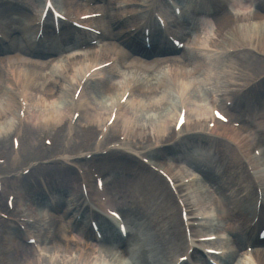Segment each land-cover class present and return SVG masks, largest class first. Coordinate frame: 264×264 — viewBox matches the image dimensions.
I'll return each instance as SVG.
<instances>
[{
  "label": "bare ground",
  "instance_id": "bare-ground-1",
  "mask_svg": "<svg viewBox=\"0 0 264 264\" xmlns=\"http://www.w3.org/2000/svg\"><path fill=\"white\" fill-rule=\"evenodd\" d=\"M118 1L131 2L133 0ZM228 1L229 0H218L216 4L212 5L210 1L203 0L199 6V15L205 18L204 16L206 13H214L215 10L219 9ZM253 4H255L256 7V10L254 12H249L247 9H241L239 14H222L221 16H217L215 19H213V25L215 29L213 32H210V35L213 36L214 39L210 40L208 44L201 39L197 29L195 28L194 42H192L190 45L186 44L188 45L187 47L192 46L201 49L202 46H205L206 44L210 49H217V51L219 52L233 50L234 54H236V50H238L239 48H243L245 50L244 54L247 55V58L249 57L248 59L258 60L264 65V0H248V8ZM71 5L72 3H70L69 0H61L59 8L66 15L70 16H76L77 14L82 12H74L71 9ZM8 6L18 8L17 4H8ZM123 7L124 8H121V10L119 9L115 11L113 10V8L110 9L111 14L109 17V23L111 32L105 33V36L108 38V40H110L111 42H119L120 44H123L126 49V46H129L131 53L135 54L137 57H141V59L144 58L145 60H151L152 58H158L154 60L155 63H158L156 61H164V55L169 52L170 48L168 44L162 45L159 42V39L155 38L152 44V47L155 48V53L153 55L152 53L143 49L142 44L137 43V34L129 33L126 35L124 33L125 29L130 28L133 20H123V14L131 11V4H127L126 7L123 4ZM16 11L12 12L14 13ZM25 16L27 21L24 26H22L18 21L12 19L8 24L1 26V30L5 32L6 38L9 39V37H11V34H16L19 36L28 34V38L30 35H34L35 29L32 26L34 19L29 13ZM149 21H151V19L148 20V22ZM251 23L257 25V30H259L258 40L255 39L256 32L249 30V26ZM13 24H16L17 27L11 28V25ZM97 25L101 26L100 20H97ZM132 26L138 27L139 23H135ZM64 35L66 37L68 34ZM158 43L160 44L159 46L157 45ZM15 46L14 42L12 41V45L10 47L6 49L0 48V53H8L10 51L16 52V57L8 58V60L14 59V64H18V66L10 64L9 72H5L0 68V151L5 150L7 152L5 143L8 139V136H10L9 141L11 145L12 132H17L18 128L23 124L17 119L16 125L12 123V121L15 120V114L17 113L18 109L16 93L25 95L26 93L24 92L28 90L37 94L41 99V104L46 108L45 111H43V113L35 119L37 122L36 126L41 129V131L52 133L54 135V139L62 138L63 142L66 141L67 135L63 134L64 127L66 126L67 132H69L68 124L73 111L77 105H80L71 102V92L75 89L76 85H74L72 82H69L68 78L66 77L67 74L71 75V72L68 70L69 67L76 68L75 73L78 76H81L82 73H84L92 66V64L96 66L98 64L110 61L111 59H115V64L119 65L121 69L126 70L127 72H120L117 69V65L114 66V64L98 72L99 75L108 73L110 76L114 77V79L110 83L101 81L100 84L97 85V97L100 93H102L103 98H107L109 101L113 99L117 100L120 97V94L125 92L128 89L129 84L132 83V96L136 95L138 99L137 103L135 104V108L132 109L133 112L139 110L144 114L156 113L158 115L155 121L152 120V116L149 117L147 121L148 126L145 127L143 125H139V123L143 121V118L137 115H132L128 118V122L124 121L121 123L119 119L121 113L124 112V107H126L125 105L124 107L119 109L118 117L115 120L113 127L108 131L105 137V140L108 139V136L110 133H112L113 129L118 132V128H120V130L126 133V138L128 139V141H125V143L121 145V151L122 153H125L122 157L128 156L130 159H124L123 162L121 161V159H118L116 163L117 165H120L121 174L123 175L124 172L125 176H118L116 179L111 180L110 186L114 190L118 188L121 189L118 193H120V195L124 197V199L121 200L124 218L128 222L130 228L134 229L133 231H131V233H129V238L131 241L139 243V246L144 254V257L140 259L141 264H149L147 255H153L155 250L158 254H162L167 245L170 246V250L172 251H178L179 248L180 250H182V248L179 245V240H175L174 238L175 234L174 231H172L174 224L170 219L168 222L165 221L167 206L165 204V201L163 202L164 197L161 199L159 196L161 195V191L156 188V182L150 177L143 176L139 172L138 165L132 159V154H138V152H134L133 150L129 149L130 138L133 139L134 142L142 146L141 151L145 148H152L156 146V148H162L164 150V153H169L175 156L189 149H204L202 147L208 145L209 142L213 145L223 143L220 141H216V139H212V137L215 138L216 136L226 142V144L223 143L224 149L217 151L218 161L225 168H237L239 169L242 176L244 175L243 177H245V174L247 173L244 172L240 167V161L244 160L247 161L254 170H257L255 160H253L252 156L250 155L251 153L249 154L248 150L250 149L249 139L250 137H252V139L257 144H259V147L263 149L264 155V109L262 107L251 110V108H247V105H245V108L242 110V114H240V117L233 115L228 111L230 116L236 117L238 120L243 122L248 121L249 124H252V128L248 129L252 130L253 134L248 131H239L223 126L218 127L214 131H209L205 128V123L203 120L205 116H202L199 117V119L192 120L188 128L185 126L181 128V144L178 141L171 146L172 148L167 147L169 144L173 143L176 138L172 129V114L167 111V107L172 106V93L177 92V90L175 89L178 85L186 84L191 80L197 82L199 77H203L204 79L208 80V73L210 71L218 70V66H221V63L217 59H215V61L210 60L209 63H206V60L199 56V54L195 52L188 53L183 51L185 53L182 52L183 54L180 56L179 60L170 61L169 59V70H157L151 69L152 67L149 64H128V57H126L127 55L124 56L123 52L115 51L112 46L100 50L98 54L96 52L90 51L86 57L72 59L67 61V63L63 62V67H61L60 70H54L49 65L40 66L39 64H34L33 62L25 63L20 60L21 56L38 58L41 60V58H44L48 54L47 58L44 60L52 63V56H55L57 55L55 53H58V50H56L52 45L50 47H47L46 52L37 50V48H33V42L30 44L27 43V45L25 44V49H20L17 45ZM132 56L133 55H131L130 57ZM3 62L4 61H1L0 63ZM249 62L250 61L245 62L246 68L250 66ZM155 65L158 66L159 64ZM134 67L136 68V70H139L140 68V70L138 71L139 74H135V72L130 73V68L133 69ZM249 72L251 73H246L243 76L244 78H242V80L240 81L241 84H251L250 79L252 78V76L256 75L257 72H252L250 68ZM133 74H135V76H132ZM136 75H139V77H137ZM73 80H75V82L77 81L75 78H73ZM237 81L236 83L234 82V84L229 86V88H232L234 90L236 89L235 92H237L235 93L233 91H230L228 93H224V95H222L220 98L219 106L221 105L224 109H227L225 107L227 101L232 100L234 102V105L238 106L239 102H236L237 98L243 100L245 99V95H242L240 97L237 96L238 90L240 88V84H238ZM197 83L203 86L200 81H198ZM67 86L71 89V92L63 91L64 88L68 89ZM218 89H220V87ZM166 90L169 91V94L167 95H165ZM15 91L17 92L15 93ZM84 95V92H81L78 101L83 100ZM64 99H66V101ZM60 101H64L65 103V106L61 111V108L59 107L61 104ZM207 105H210V103L208 102ZM87 112H90V114L85 118V122L87 124V130L90 137L88 139L87 146L80 147L79 150H84V148H87L89 152L97 155L99 154L100 150L104 149L105 140H102L103 143L101 141L99 146H93L91 135L97 130V127L99 129L98 132H100V129L105 124L109 113L108 109H106V106H102L101 108L85 107L83 108L81 115L84 117V114ZM27 114L25 119L27 118ZM136 125H139V127ZM150 128H152L151 130L154 133L153 139H149V137L145 135V132H148ZM26 130L27 127H24L22 135L20 137L21 143L19 144L17 153H9L13 155L14 158L19 156V150L21 149V147H25L23 143L24 140H27L31 136L27 134ZM198 131H202L203 135H194V133ZM31 146L32 145H28L29 148H31ZM73 148V145H71V147H67V149L63 148L64 152L62 153V156L75 150ZM123 149H127V152L123 151ZM113 152L116 151H110L109 155H113ZM162 157V150H156V153H154L153 157L154 160L160 161ZM223 158L227 160L226 164L223 162ZM63 159L64 161L69 162L74 158L70 156ZM92 159H95V161H99V158L97 156L91 158V160ZM188 160L191 163L196 164L195 166L199 169L201 167V164L203 163L202 155L200 154L191 153L190 155H188ZM111 163L112 162L106 163L104 161H101L100 164L98 163V166H101L103 169H105V171H110L108 167L111 166ZM66 170L71 171L68 167L66 168ZM204 173L211 178L210 170H204ZM72 179L76 182L75 177H73ZM209 180H213L215 182V179L211 178ZM2 181L4 187L6 185V182H8V179L2 176ZM24 181H26V179H24ZM62 185L63 186L59 188L60 191H64V188H66L65 183H63ZM179 190L181 191V194L183 193L184 201L186 202L185 204L187 206V209L190 211L189 215H191V205L188 200V195L185 193L184 188H180ZM38 193L39 191L32 194L37 195V198H34L35 202H33L35 205L44 203V197L41 198L39 196L41 194ZM262 194L264 195L263 184ZM122 196H119L117 198L119 199ZM255 196L251 192L241 188H239L237 192H231L227 195H223V210L221 211L219 220L221 222H225L226 225H222V227L216 226L213 233L219 234L220 232L218 231H223L233 235L237 240H239L240 237H243V240L245 242H252V239L250 237L251 232L249 233V235H247V227L251 217V214L248 217L249 212L255 205ZM59 202L55 206H49V210L53 214L52 222L54 221L53 224H56V228L57 224H60V226L58 227L69 225L72 218L76 214H82V212L85 210V207L80 204L76 206L73 211H69V209L63 208V202L60 204ZM232 212L236 213L234 214ZM32 213H34V210L32 211ZM172 217H174V215ZM239 217L242 220L239 225L235 226L232 224H227L228 222H231ZM37 218L39 222H46L49 225V222H47L46 218H44L43 216H38ZM262 224H264L263 203H261L259 206L258 220L253 229L261 226ZM107 227L109 230H111V227L108 224ZM7 228L11 229V226L7 225ZM170 229L171 231H169ZM8 235L9 234L7 232V237ZM60 235V231H55L53 234V241L61 243L62 247L67 250L69 248L68 245H73V243H71V240L67 239V237L61 239ZM153 240L157 241L156 245L153 244ZM12 242L13 238H8L7 242L5 243L4 250H6V245ZM154 246H156L157 248H155ZM71 247L72 249H74V251L77 252L78 262H80L81 260L85 262L88 257H90L89 254L86 253V247H80L77 244H74ZM259 251L264 252V250L262 249ZM129 253H131V251H128V254ZM23 256H25L23 258V261H26V264H36L35 261H28L29 258L27 250H24ZM152 258L153 257H151V259ZM94 261L96 262L95 264H97L98 262L100 264H121L115 259L113 260V257L111 256L104 259H96ZM242 261L244 262L245 260L243 259ZM255 262L256 264H264V256L256 259ZM83 264H89V260ZM246 264H248V262Z\"/></svg>",
  "mask_w": 264,
  "mask_h": 264
},
{
  "label": "rangeland",
  "instance_id": "rangeland-1",
  "mask_svg": "<svg viewBox=\"0 0 264 264\" xmlns=\"http://www.w3.org/2000/svg\"><path fill=\"white\" fill-rule=\"evenodd\" d=\"M61 0H54V2L59 6ZM109 0H102V8L103 10L106 12L107 17H104L102 20H104V23H108V15H109V8H114V9H118V7L120 6V4L116 3V0L114 2H108ZM109 3V4H108ZM75 7V6H73ZM202 37H204V40H206V42H208L207 38L208 36L204 33L202 35ZM236 60H230V61H226V60H221V66H218V70L216 71H210L208 73V80L204 79L203 77H199V79L197 80L200 81L202 83L203 86H201L203 88V93H201V95L203 96V99L206 100L207 102H210L211 105H215L218 103V99L220 98V94L223 93V84L226 81V79L228 78V76L230 75L233 78L239 79L238 76H241L240 73V69L243 67L245 68L246 65H244L245 62H243L241 67L237 68L236 65ZM241 64V63H238ZM118 67V66H117ZM254 68H258V66L256 64L253 65ZM260 68V66H259ZM7 69V68H6ZM57 69V68H55ZM120 72H127L126 70L121 69L120 67L117 68ZM247 69V68H245ZM5 70V69H3ZM229 73V75H227ZM116 74V73H115ZM73 76H76L78 78V75L75 72H72L71 75H68L67 78L69 80V82H72L74 84L73 81ZM229 76V77H230ZM103 77H107L108 81L111 80L110 76L105 74V76ZM117 79V78H115ZM193 81V80H191ZM95 85H97L95 82L89 84L87 86V92L90 93V87H94ZM217 86V87H215ZM220 87V89H218ZM68 89H63L64 92L69 91L70 88L67 86ZM180 90V88H179ZM71 91V90H70ZM69 91V92H70ZM169 91H165V95L166 93H168ZM91 95V94H90ZM164 95V94H163ZM103 95L100 94V96L97 98V104H98V108H101L102 106H106L107 103L109 102V100L107 98H103ZM26 97H27V103H28V118L25 121V125L22 127V132H23V128L27 127V134L31 135L27 140H24V145L23 146V150L24 152L20 153V155L18 156V160L16 163V165H12V163L7 164V168L0 170L1 175L7 176V177H12V175H17L21 169L27 167V166H36L37 161L42 158L45 157L41 160V162L43 163V170L39 171L40 167H37L35 170H31L30 171V175L28 174L27 176H29L31 179L29 180V182H26L27 184L31 182V184L29 186L25 187V183H20L19 181L17 182V184H10L9 188H11V191L13 193H18V194H25V193H31L33 192L34 189H44L42 192L44 193H48V195L51 193V190L53 192H55V195H52V193L50 194L51 198L53 197H57L60 201L64 200L65 201V205H72V203L75 200H78V187H77V183L74 182V180L72 179L73 176L66 173L64 171V164L60 163L57 166L51 167L49 166V164H47L46 161H48L53 155L55 154H59L60 149L58 146H56V144H54L52 147H50L49 149H46L44 152H40L38 151L39 149H43L41 146V139L43 136L47 135L53 138V134L52 133H40L41 129H39L36 124V118L40 116V114L43 113V111H45V106H43L41 104V99L37 94H34L32 92L27 91L26 93ZM187 98H189V100H194L195 99V95L193 93H191V95H187ZM66 101V99H64ZM260 100L264 102V92L263 95H260ZM60 111L62 110V108L65 106L64 101H60ZM173 103H174V98H173ZM177 104V101L175 102V105ZM264 107V106H263ZM132 108H135V103H133ZM171 106L167 107V111L171 114ZM234 113H238L239 110L238 108H234L233 109ZM132 115H137L139 117L143 118V121H141L139 123V125H143L148 126V119L149 117H153L152 120H156L158 115L156 113H149V114H144L143 112H140L139 110L131 113H129V117ZM173 118V116H172ZM173 120V119H172ZM12 123H14V121H12ZM139 125H136L139 127ZM34 128V129H33ZM152 128L149 129L148 132H145L146 136L149 137V139H153V132L151 130ZM65 131V130H63ZM34 132V133H33ZM65 134V133H63ZM77 135V134H76ZM95 136V133L92 136V140ZM9 137L5 143V146L8 149V152L2 150L0 152V159H5L7 160L8 158V154L10 153L12 150L10 148V141H9ZM77 139H79L80 141L82 140L80 138V136L77 135ZM84 140H87L86 135L84 136ZM20 141V140H19ZM60 143L62 142V139L59 138ZM72 138H70V140L68 141L69 144H71ZM28 145H32L31 148L28 147ZM58 147V148H57ZM219 148H217V150H219L221 147L218 146ZM136 150V149H135ZM28 151V152H26ZM87 151H84L83 153H86ZM117 158V156H107L106 160H111ZM116 159L113 161V163H116ZM4 164V165H5ZM4 165H1L0 167H3ZM115 169H112V171H110L109 173H106L107 176L109 177V179H113L115 177ZM218 174L221 177V182H225V184L221 183L218 185V188L221 190V192H230L234 191L237 189L238 185L240 184L241 186L244 187V189H252L250 182L247 180L243 183H240V177H237L238 179H236L234 176L232 175L230 172H225L223 173V175H221V171L218 172ZM118 175V174H117ZM238 176V175H237ZM26 177V176H25ZM65 183L66 188H64V191H60L59 188L61 186H63L62 184ZM37 184V185H36ZM50 184H51V188H50ZM61 184V185H60ZM231 185V187H230ZM36 186V187H35ZM45 187H47L48 189H45ZM229 189V190H228ZM228 190V191H225ZM253 191V190H252ZM219 192V191H218ZM220 193V192H219ZM167 216H166V221H168V217L170 218L171 214L174 213V208L173 205L170 201V199L167 197ZM205 203L208 205H211V202H209L208 200L206 201V199H204ZM19 200L16 199L15 200V204H19L18 203ZM63 202V201H62ZM177 219V217H175ZM175 219V220H176ZM178 221V219H177ZM172 222L175 224L173 217H172ZM240 222V221H239ZM178 225V224H177ZM223 225V223H222ZM3 230H5V223L3 221L0 220V237L2 235ZM45 240V238H43ZM1 240V238H0ZM76 240V239H74ZM49 242V240H48ZM49 255L47 254L46 257H38L36 254H34L32 251L28 254V261L30 262L35 261L36 264H83L86 263L89 260V264H95L96 262L94 260L99 259L98 256L96 254H94L93 256L88 257V259L83 262V260H81L80 262H78V256H77V252L74 251V249L72 248H68L67 250H65L64 248L61 247V245L59 244H50L47 243L46 244ZM33 253V254H32ZM136 254L139 255V252ZM168 254L170 255L171 253L168 251ZM34 255V256H33ZM96 255V256H95ZM25 257V256H24ZM17 258L19 264H26V261H23V258ZM171 257L168 258L167 254H160L157 257V264H167V262L169 261ZM98 262V261H97ZM11 264V263H10ZM97 264H100L99 262Z\"/></svg>",
  "mask_w": 264,
  "mask_h": 264
}]
</instances>
